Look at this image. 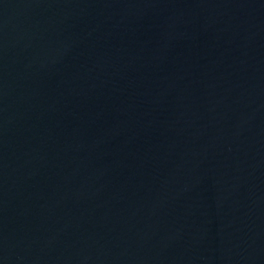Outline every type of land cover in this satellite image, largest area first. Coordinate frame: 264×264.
Wrapping results in <instances>:
<instances>
[{"label": "water", "instance_id": "water-1", "mask_svg": "<svg viewBox=\"0 0 264 264\" xmlns=\"http://www.w3.org/2000/svg\"><path fill=\"white\" fill-rule=\"evenodd\" d=\"M0 264H264V0H0Z\"/></svg>", "mask_w": 264, "mask_h": 264}]
</instances>
